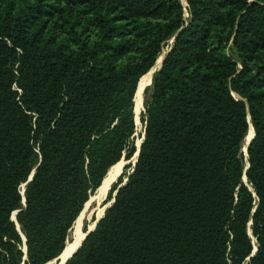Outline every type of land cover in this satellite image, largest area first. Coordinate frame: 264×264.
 <instances>
[{"label":"trees","instance_id":"trees-1","mask_svg":"<svg viewBox=\"0 0 264 264\" xmlns=\"http://www.w3.org/2000/svg\"><path fill=\"white\" fill-rule=\"evenodd\" d=\"M163 51L65 264H264V0H0V264L62 253Z\"/></svg>","mask_w":264,"mask_h":264},{"label":"water","instance_id":"water-1","mask_svg":"<svg viewBox=\"0 0 264 264\" xmlns=\"http://www.w3.org/2000/svg\"><path fill=\"white\" fill-rule=\"evenodd\" d=\"M167 54H168V51H165L163 54H161L157 58L154 66L149 70V72L146 73V74L150 73V75H151V82H152V75L156 72L157 69H159L161 67V65L164 62L165 56ZM151 82H150L149 85H151ZM138 86H139V83L137 85V89H138ZM136 92H137V90H136ZM135 95H136V93H135ZM134 98H135V96H134ZM142 112H144V107H143ZM251 130H252V135L250 136V138H248V135H249V132H250V129H249L248 134H247V137L245 139V146H248V144L250 143V140L253 137V129H252V127H251ZM142 139H143V136H142L140 142L138 144H136V146H137V152L135 153V155L133 157L134 158L133 166L136 163V160H137V156H138V153H139V148H140V144L142 142ZM244 152H245V155H246V147L244 148ZM122 168H123V166H122ZM246 169H247V167L245 168V170ZM108 172H107V174H108ZM121 173H122V171H121ZM121 173L119 175H117V177L113 178L110 181V183L107 186V188L104 186L105 178L107 176V174H106V176L102 180L100 186L97 188V190L95 191V193L89 198V200L87 201V203L84 205V208L81 211L80 215L78 216L77 220L75 221L74 227H73V229L71 231V233L75 231V225L77 224V221L79 219L80 231H81V233H83V237L79 241V244L75 248V250L61 263L60 262V256L63 253V251L65 250V248H66V246H65L64 250L62 251V253L57 258H55L54 260L50 261L47 264H50V263H53V262L54 263H57V264H65L74 254H76V252L82 246L84 240L89 236V234L91 232H93V230L96 228L98 222L104 217V214H105L106 209L109 206H111V204L114 202V197H115V195L117 193V190L114 192L112 200L107 201V198H108V194H109L112 186L117 182V179L120 177ZM244 181H245V176H244ZM124 182L125 181H123V183L119 187H121L124 184ZM92 204H94V206H92V208L88 209ZM99 212H101V213H99ZM84 219L89 223L86 226V228L83 227V220ZM71 233L69 235V240L71 238ZM68 241H67V243H68ZM67 243H66V245H67ZM24 251H25V248H24Z\"/></svg>","mask_w":264,"mask_h":264},{"label":"rangeland","instance_id":"rangeland-1","mask_svg":"<svg viewBox=\"0 0 264 264\" xmlns=\"http://www.w3.org/2000/svg\"><path fill=\"white\" fill-rule=\"evenodd\" d=\"M163 53H164V51H163ZM163 53H161V54H163ZM143 79V81H142V85H141V89H142V87H143V85H144V88H143V90H142V92H141V90H139L138 91V93H137V95H136V100H134L135 101V111H136V113H135V111H134V113H135V123H136V127H137V132H136V139H135V142H136V144H138L139 142H140V140H141V133H142V130H143V123H142V121L140 120V114L142 113V110H143V104H144V100H145V97L151 92L150 91V89H151V85H149L150 84V82H151V76H149V75H147V76H145V77H143L142 78ZM141 83V82H140ZM146 87V88H145ZM135 99V98H134ZM140 103V104H139ZM139 106V107H138ZM250 137V132H249V135H248V138ZM247 138V139H248ZM245 144V143H244ZM133 161H134V158L132 157L130 160H124V159H121L119 162H122V166H123V168H122V166H121V170H120V172L122 171V173H121V175L123 174V172L124 173H127V171H124V167L126 166V165H129V164H132L133 165ZM118 162V163H119ZM116 165V164H115ZM120 175V176H121ZM118 180V179H117ZM92 206H94V204H92L88 209H90V208H92ZM101 213V212H100ZM89 223L84 219L83 220V227L84 228H86V226L88 225ZM78 226H80V224H79V219H78V221H77V224L75 225V229L78 227ZM74 232H72L71 234H73ZM71 239H72V236H71ZM71 239L68 241V243H70L71 242ZM68 243H67V245H68ZM66 245V246H67ZM50 264H57V263H50Z\"/></svg>","mask_w":264,"mask_h":264},{"label":"bare ground","instance_id":"bare-ground-1","mask_svg":"<svg viewBox=\"0 0 264 264\" xmlns=\"http://www.w3.org/2000/svg\"><path fill=\"white\" fill-rule=\"evenodd\" d=\"M147 75H149V76H151L150 75V73H148V74H146V75H144L143 77H145V76H147ZM142 77V78H143ZM141 78V79H142ZM141 81V80H140ZM140 81H139V86H138V89H137V92H136V94L138 93V91L139 90H141V92H142V90H143V88H144V85H143V87H142V89H141V85L143 84L142 82H141V85H140ZM143 81V80H142ZM136 96V95H135ZM140 104V103H139ZM139 107V106H138ZM134 111H135V109H134ZM135 113H136V111H135ZM252 135V130H251V128H250V136ZM250 138V137H249ZM121 166H122V162H119V163H117L116 165H114L113 167H111V169H109V172H108V174H107V176H106V178H105V182H104V186L107 188V186L109 185V183H110V181L113 179V178H115V177H117V175H119L121 172H120V170H121ZM105 188V189H106ZM100 213V212H99ZM80 224V223H79ZM71 236H72V239H71V242L70 243H68V245L66 246V248H65V250L63 251V253L61 254V256H60V262L62 263L74 250H75V248L78 246V244H79V241L82 239V237H83V233H81V231H80V226H78L76 229H75V231H74V233L73 234H71Z\"/></svg>","mask_w":264,"mask_h":264}]
</instances>
